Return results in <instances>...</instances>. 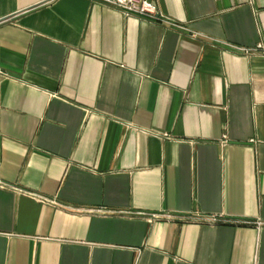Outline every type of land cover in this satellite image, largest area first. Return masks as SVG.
Instances as JSON below:
<instances>
[{"label": "crops", "instance_id": "obj_1", "mask_svg": "<svg viewBox=\"0 0 264 264\" xmlns=\"http://www.w3.org/2000/svg\"><path fill=\"white\" fill-rule=\"evenodd\" d=\"M151 1L0 0V264H264V0Z\"/></svg>", "mask_w": 264, "mask_h": 264}, {"label": "built area", "instance_id": "obj_2", "mask_svg": "<svg viewBox=\"0 0 264 264\" xmlns=\"http://www.w3.org/2000/svg\"><path fill=\"white\" fill-rule=\"evenodd\" d=\"M106 4L116 7L125 17L136 16L148 19L150 21L161 23L171 27H181L174 19L163 13L155 2L151 0H103ZM263 46L258 44L256 47H239L243 52L248 53ZM263 50V49H262ZM264 52V51H263ZM6 73L0 68V79L6 77ZM33 197L39 200H45L41 195L34 194Z\"/></svg>", "mask_w": 264, "mask_h": 264}]
</instances>
